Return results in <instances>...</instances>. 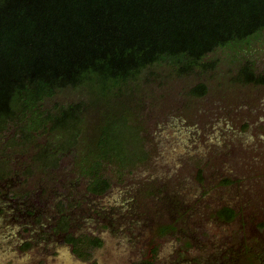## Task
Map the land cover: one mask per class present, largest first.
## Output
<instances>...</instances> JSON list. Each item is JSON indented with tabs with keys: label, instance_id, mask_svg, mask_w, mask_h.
I'll use <instances>...</instances> for the list:
<instances>
[{
	"label": "trees",
	"instance_id": "trees-1",
	"mask_svg": "<svg viewBox=\"0 0 264 264\" xmlns=\"http://www.w3.org/2000/svg\"><path fill=\"white\" fill-rule=\"evenodd\" d=\"M263 36L264 0H0V148L27 152L26 178L35 175L47 200L52 194L51 201L60 200L54 232L65 235L75 254L87 257L102 246L98 237L69 232L72 214L64 205L79 206L73 201L78 184L85 183L87 195L102 196L111 187L109 170L122 180L149 163L137 99L143 86L150 78L203 76L218 67L220 58L230 57L228 49L244 47L241 60H231L236 65L232 81L264 87V65L250 45ZM65 90H83L85 99L46 105ZM207 93L200 81L187 90L193 98ZM119 100L134 107L127 113L121 101L122 113L111 114ZM8 164L0 162V180L7 179ZM59 172L67 176L61 186L56 185ZM203 174L201 168L200 182ZM222 183L234 181L223 178ZM173 204V223L191 220L193 209L179 198ZM258 215L264 221V212ZM213 217L231 225L239 213L224 205ZM241 228L237 250L227 247L219 263L264 264V237L252 235L244 222ZM260 229L264 232V222ZM177 230L172 223L160 227L163 235ZM184 241L186 248L194 245ZM147 249L134 264H155L158 243L150 241Z\"/></svg>",
	"mask_w": 264,
	"mask_h": 264
},
{
	"label": "rangeland",
	"instance_id": "rangeland-1",
	"mask_svg": "<svg viewBox=\"0 0 264 264\" xmlns=\"http://www.w3.org/2000/svg\"><path fill=\"white\" fill-rule=\"evenodd\" d=\"M252 43L262 67L264 52H258L264 50V36ZM244 49H228L230 57L220 58L218 67L203 76L164 82L150 78L143 86L137 94L138 120L149 163L122 180L109 170L111 187L102 196L87 195L85 183L78 184L80 196L73 201L79 206L71 207L67 201L64 205V212L72 214L70 233L102 240V246L87 257L75 254L65 235L54 232L60 200L51 201L53 194L47 200L35 175L26 178L27 152L5 153L0 148V162H9L8 177L0 180V264H134L142 260L150 241L158 243L155 264H220L230 246L237 250L241 223L255 237H264L260 229L264 221L258 215L264 212V87L232 81L236 65L231 60H241ZM199 81L207 85L208 93L201 98L188 96L187 90ZM84 95L83 90H65L46 105L77 102ZM119 102L127 113L134 107L130 100H119L111 114L122 113ZM64 141L63 137L59 143ZM66 162L62 166H68ZM201 168L203 182L198 180ZM66 178L59 172L56 185ZM223 178L233 179L234 184L222 183ZM177 198L186 209H193L191 220L173 223ZM224 205L238 211L236 223L214 219L215 210ZM171 223L178 230L161 234L160 227ZM185 238L194 245L186 248Z\"/></svg>",
	"mask_w": 264,
	"mask_h": 264
},
{
	"label": "flooded vegetation",
	"instance_id": "flooded-vegetation-1",
	"mask_svg": "<svg viewBox=\"0 0 264 264\" xmlns=\"http://www.w3.org/2000/svg\"><path fill=\"white\" fill-rule=\"evenodd\" d=\"M69 190H71V189H69ZM34 215H36V216H37V212H36V213H34L32 216H34Z\"/></svg>",
	"mask_w": 264,
	"mask_h": 264
}]
</instances>
